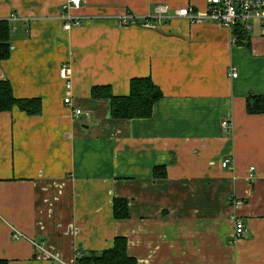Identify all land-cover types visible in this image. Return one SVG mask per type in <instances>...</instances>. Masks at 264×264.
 Returning a JSON list of instances; mask_svg holds the SVG:
<instances>
[{"label": "crops", "instance_id": "obj_1", "mask_svg": "<svg viewBox=\"0 0 264 264\" xmlns=\"http://www.w3.org/2000/svg\"><path fill=\"white\" fill-rule=\"evenodd\" d=\"M82 1L72 14L84 25L64 31L67 0H0L11 27L0 81L43 102L38 116L0 113V260L78 264L125 237L138 264H264V114L246 110L264 96V25L237 45L210 22L144 26L158 6L203 13L207 0ZM127 14L137 24L121 26ZM147 77L164 94L148 119H112L110 101L92 97L99 86L127 96ZM115 199L128 219L114 218Z\"/></svg>", "mask_w": 264, "mask_h": 264}, {"label": "trees", "instance_id": "obj_2", "mask_svg": "<svg viewBox=\"0 0 264 264\" xmlns=\"http://www.w3.org/2000/svg\"><path fill=\"white\" fill-rule=\"evenodd\" d=\"M237 45L250 44L248 33L241 27L235 29ZM11 27L7 21H0V63L10 57ZM94 99L110 101V116L115 120H139L152 116L155 105L164 98V94L151 79L134 78L130 81V92L127 96H117L110 86L94 87L91 91ZM14 109L29 115L42 114L41 99H18L14 96L12 85L7 80L0 81V113L12 112ZM246 110L250 115L264 114V96L250 94L246 100ZM156 178L166 176L164 167L155 169ZM113 214L116 220L129 218V203L125 199H115ZM128 242L125 237H117L114 246L102 252L82 253L77 259L78 264H138L137 260L128 255ZM0 264H9L0 260Z\"/></svg>", "mask_w": 264, "mask_h": 264}, {"label": "built area", "instance_id": "obj_3", "mask_svg": "<svg viewBox=\"0 0 264 264\" xmlns=\"http://www.w3.org/2000/svg\"><path fill=\"white\" fill-rule=\"evenodd\" d=\"M82 0H67L66 10L67 12L62 15L63 30L70 31L75 27H81L84 25V20L80 17L74 16L72 10H78L82 7ZM173 18L184 19L192 24H203L210 22L217 24L224 29H227L232 34L237 28H242L248 34L253 31V23H260L264 25V0H207L206 11L201 13L194 7L188 6L177 9L170 13L167 6H158L157 14L154 17H149L145 20L144 26L155 27L164 23L165 20H171ZM137 24L136 17L131 14L124 16L121 26L128 27ZM236 44V37L232 41ZM61 77L66 83V90H72V70L68 64H65L61 68ZM229 75L232 78H237L238 73L232 66L230 67ZM64 103L67 106L75 107L71 96H67L64 99ZM83 114V110L75 107L74 115L79 117ZM224 128H228V123H223ZM230 160L226 159L222 163L224 169H230ZM253 170V169H252ZM235 236L236 238L242 237L245 233V225L241 219L235 217ZM23 236L20 234L14 235L15 240L21 239ZM51 261L57 259L54 256H49ZM58 260V259H57Z\"/></svg>", "mask_w": 264, "mask_h": 264}, {"label": "rangeland", "instance_id": "obj_4", "mask_svg": "<svg viewBox=\"0 0 264 264\" xmlns=\"http://www.w3.org/2000/svg\"><path fill=\"white\" fill-rule=\"evenodd\" d=\"M254 24V23H253Z\"/></svg>", "mask_w": 264, "mask_h": 264}]
</instances>
